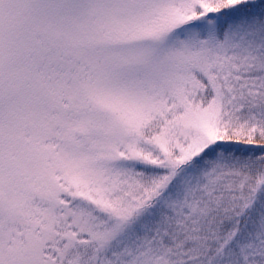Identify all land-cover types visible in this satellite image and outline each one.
<instances>
[{
  "label": "snow or ice",
  "instance_id": "1",
  "mask_svg": "<svg viewBox=\"0 0 264 264\" xmlns=\"http://www.w3.org/2000/svg\"><path fill=\"white\" fill-rule=\"evenodd\" d=\"M0 264H264V0H0Z\"/></svg>",
  "mask_w": 264,
  "mask_h": 264
}]
</instances>
